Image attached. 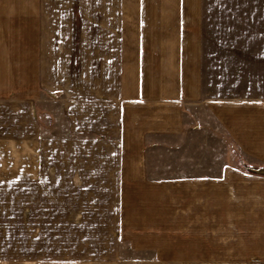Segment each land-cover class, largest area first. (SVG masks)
Here are the masks:
<instances>
[{"label": "crops", "instance_id": "1", "mask_svg": "<svg viewBox=\"0 0 264 264\" xmlns=\"http://www.w3.org/2000/svg\"><path fill=\"white\" fill-rule=\"evenodd\" d=\"M162 1L0 0V206L14 185L23 220H131L126 195L165 188L149 177L158 142L184 155L186 110H235L264 132V53L249 52L264 36L247 34L264 0H175L173 25ZM257 247L219 264H264Z\"/></svg>", "mask_w": 264, "mask_h": 264}, {"label": "rangeland", "instance_id": "2", "mask_svg": "<svg viewBox=\"0 0 264 264\" xmlns=\"http://www.w3.org/2000/svg\"><path fill=\"white\" fill-rule=\"evenodd\" d=\"M168 7L173 25L175 0H168ZM151 31L170 38L176 32L171 27ZM222 31L206 29L204 36L219 37ZM227 31L225 35L233 37L241 32ZM247 34L261 38L264 29H250ZM249 52L264 53V44L249 45ZM185 122L188 137L183 156L170 154L173 141L168 149H159L165 142H158L163 144L148 157L153 163L150 179L164 180L165 188L154 184L136 190L134 196L126 195L128 203L120 215L131 220H23L24 213L15 203L16 187L10 186L13 202L0 206V264H177L179 259L180 264H219L231 256L244 260L260 256L257 245L264 242V237H257L264 229L262 124L252 125L235 110L232 116L218 118L204 107L186 110ZM127 207L134 212L128 213ZM35 208L41 217L49 211L48 204Z\"/></svg>", "mask_w": 264, "mask_h": 264}]
</instances>
